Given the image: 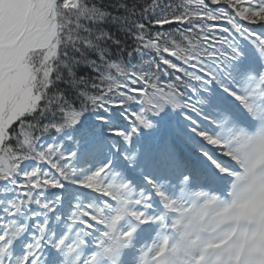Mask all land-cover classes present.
I'll return each instance as SVG.
<instances>
[{"label": "snow or ice", "instance_id": "obj_1", "mask_svg": "<svg viewBox=\"0 0 264 264\" xmlns=\"http://www.w3.org/2000/svg\"><path fill=\"white\" fill-rule=\"evenodd\" d=\"M0 264H264V0H0Z\"/></svg>", "mask_w": 264, "mask_h": 264}]
</instances>
